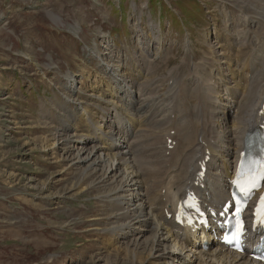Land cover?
Segmentation results:
<instances>
[{"label": "rangeland", "instance_id": "obj_1", "mask_svg": "<svg viewBox=\"0 0 264 264\" xmlns=\"http://www.w3.org/2000/svg\"><path fill=\"white\" fill-rule=\"evenodd\" d=\"M238 1L0 0V264H165L153 257L149 233L132 243L115 234L117 207L106 195L111 180L97 183L100 172L87 177L72 168L53 134L65 123L76 126V136L90 131L84 125L89 114L73 101L78 104L79 96L83 107L94 108L88 95L100 94L92 89L114 84L106 74L111 60L123 69L120 76L127 75L121 84L126 94L141 93L130 80L144 70L157 114L167 113L175 80L178 90L200 89L233 108L224 85H232L237 98L264 74V0L251 6ZM142 3L148 6L140 22ZM149 15L158 28L156 44L145 25ZM97 31L116 44L114 53ZM89 52L112 58L103 65ZM204 60L207 67L200 68ZM67 72L78 82L77 94L64 90ZM193 105L191 112L198 108ZM47 143L51 151L41 147Z\"/></svg>", "mask_w": 264, "mask_h": 264}, {"label": "bare ground", "instance_id": "obj_2", "mask_svg": "<svg viewBox=\"0 0 264 264\" xmlns=\"http://www.w3.org/2000/svg\"><path fill=\"white\" fill-rule=\"evenodd\" d=\"M258 1L261 0L247 2L249 5V2L256 4ZM238 2L240 3V0ZM146 5L142 3L141 9L138 10L140 22L144 21ZM131 8L135 12V7ZM49 17L55 24L58 23L56 16ZM150 18L149 15L145 25L150 27L152 43L156 44L159 36L156 33L154 35V29L158 28L152 24ZM100 34L104 40L102 46L110 54L114 53L116 44L111 42V45L109 40L104 38L105 35L102 32L98 35ZM188 40L187 38V44ZM187 44L185 46L188 50ZM108 52H105L106 56ZM89 54L97 58L95 52ZM106 56L102 54L96 61H102L105 65ZM110 58L112 55L108 56L109 60ZM207 62L208 60L201 62L200 68L207 67ZM121 70L123 69L119 64L111 60L106 74L110 75V78L112 76L114 84L109 88L106 85L104 88L101 86L103 82L97 83L98 87L92 90H98L96 94H100V98L88 95L89 104L94 107L93 109L83 107L82 102H78L81 99L79 96L76 101L78 104L73 101L77 108L82 107L83 112L89 114V118L84 119L86 122L84 125L90 132L86 131V134L76 136V126L73 123H65L53 134L57 137L54 147L61 150L65 156L63 160L69 161L72 168H82L83 175L87 177L100 172L101 177H98L97 183L107 184L111 180L113 187L106 195H113L108 201L114 202V206L117 207V219L111 227L115 234L120 239L132 243L138 242L149 233L151 243L154 244L153 257L165 260V264H261L250 259L249 250L244 254L231 252L214 241L212 236H208L207 239L210 242L208 250H203L202 241L196 234L176 224L174 209L177 200L184 199L188 192L195 193L203 207L213 209L222 207L229 200V182L234 176L245 138L257 129L263 128L264 132V74H260L258 77L260 80L257 79L255 85L252 84L244 95L237 98L232 95L234 88L231 87V83L225 80L226 84L231 85L228 88L226 85L224 87L232 97L230 100L234 104L233 108L225 104L222 107L220 100L214 101L212 90L206 98L200 89H195L194 93L191 88L183 87L181 90H186L183 91L187 94L186 97L176 87L178 82L175 80L173 81L175 85L173 84L170 90H175L176 93L173 92L171 100H168L170 103L167 113L161 115L152 108L153 97L149 83H146L144 70L137 75L131 73L133 79L130 80L131 88L141 89V93L134 91L129 94L121 87L127 78L126 74V78L120 76ZM73 76L71 72L64 75L68 82L64 90L74 95L78 93V82L76 84L77 80ZM101 81L100 79L99 82ZM167 91L171 94L169 90ZM104 92H106L104 96L114 100L106 97V100H103ZM92 99L96 101L95 105L90 103ZM100 104L104 105L99 106ZM192 104L198 107L195 112L189 111ZM103 106H107L108 109L105 116L100 118L99 113ZM103 121L106 127L100 124ZM221 125L225 128L223 129ZM44 144L41 147L48 151L52 150V143ZM204 162L206 173L199 176V167ZM251 212L252 210L247 213L248 229ZM223 232H217V236ZM248 240L252 241V235ZM257 241L258 237L253 243ZM171 248H174V252L172 257H169Z\"/></svg>", "mask_w": 264, "mask_h": 264}, {"label": "snow or ice", "instance_id": "obj_3", "mask_svg": "<svg viewBox=\"0 0 264 264\" xmlns=\"http://www.w3.org/2000/svg\"><path fill=\"white\" fill-rule=\"evenodd\" d=\"M262 178H264V175H262ZM250 186H252V187L255 186V181L254 180L251 182ZM261 203H262V205H264V197L261 198ZM237 212L239 213V209L237 210ZM257 214L258 215H261L262 214L261 213V209H258L257 210Z\"/></svg>", "mask_w": 264, "mask_h": 264}]
</instances>
